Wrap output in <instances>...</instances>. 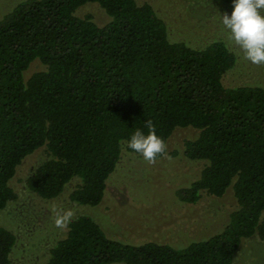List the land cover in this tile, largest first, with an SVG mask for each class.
I'll use <instances>...</instances> for the list:
<instances>
[{"label": "trees", "instance_id": "1", "mask_svg": "<svg viewBox=\"0 0 264 264\" xmlns=\"http://www.w3.org/2000/svg\"><path fill=\"white\" fill-rule=\"evenodd\" d=\"M87 3L102 23L77 14ZM168 37L137 0H17L0 14V211L16 198L18 165L41 148L30 191L55 198L78 177L69 198L99 204L121 156L141 157L127 142L148 120L166 145L176 128L198 130L184 154L201 169L176 190L181 201L228 187L236 199L220 232L185 246L112 238L79 214L40 264H232L243 238L264 239V86L223 84L236 62L224 41L196 48ZM35 60L42 68L25 76ZM15 242L0 225V264H13Z\"/></svg>", "mask_w": 264, "mask_h": 264}, {"label": "rangeland", "instance_id": "2", "mask_svg": "<svg viewBox=\"0 0 264 264\" xmlns=\"http://www.w3.org/2000/svg\"><path fill=\"white\" fill-rule=\"evenodd\" d=\"M17 0H0V14ZM149 2L167 25L168 38L202 48L214 40L224 41L235 53V65L223 76L225 86H264V65L256 66L243 58L242 51L227 40L221 15L233 11V0H137ZM264 11V10H263ZM90 13L102 23L104 11L95 3L84 4L78 15ZM264 15V12H261ZM40 61L28 67L25 76L40 70ZM264 88V87H263ZM198 130L176 128L167 141V155L155 164L143 157L125 153L109 176L101 202L84 205L72 201L69 193L78 177H73L55 198L45 199L30 191L26 177L42 161L44 150L28 155L17 167L10 181L16 198L0 211V225L16 235L13 264H40L49 249L64 237L66 229L54 226L53 205L70 208L75 216L87 214L109 237L134 243L153 240L159 243L185 246L220 232L236 205L232 189L223 195L203 193L195 203L181 201L176 190L188 186L197 178L201 163L184 154V142L194 138ZM200 237V238H199ZM13 251V249H12ZM117 264V263H112ZM232 264H264V239L257 236L243 238L233 254Z\"/></svg>", "mask_w": 264, "mask_h": 264}, {"label": "clouds", "instance_id": "3", "mask_svg": "<svg viewBox=\"0 0 264 264\" xmlns=\"http://www.w3.org/2000/svg\"><path fill=\"white\" fill-rule=\"evenodd\" d=\"M231 15H221V23L227 40L234 43L243 53V58L256 66L264 65V0H233ZM147 134L137 129L127 142L128 148L138 153L149 164H155L157 157L166 156L167 145L163 138L156 134L155 125L146 121ZM50 211L53 214L54 226L66 229L75 213L70 208L60 209L55 205Z\"/></svg>", "mask_w": 264, "mask_h": 264}]
</instances>
